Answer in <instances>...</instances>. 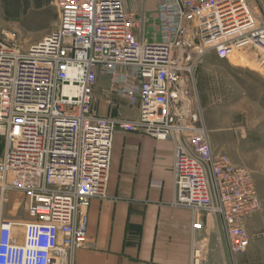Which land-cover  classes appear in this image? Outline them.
Returning <instances> with one entry per match:
<instances>
[{
	"label": "built area",
	"instance_id": "2783aa9c",
	"mask_svg": "<svg viewBox=\"0 0 264 264\" xmlns=\"http://www.w3.org/2000/svg\"><path fill=\"white\" fill-rule=\"evenodd\" d=\"M147 2L53 0L56 29L30 43L0 38V264H74L91 201L108 195L120 129L173 141L174 205L193 212L191 264L205 262L203 213L222 216L233 254L249 247L256 180L214 152L194 73L211 53L230 61L253 48L264 62V15L251 0H156L160 40H148ZM114 98L138 117L103 115L100 101L114 108ZM12 192L26 196V220L5 217Z\"/></svg>",
	"mask_w": 264,
	"mask_h": 264
},
{
	"label": "crops",
	"instance_id": "0c3cea01",
	"mask_svg": "<svg viewBox=\"0 0 264 264\" xmlns=\"http://www.w3.org/2000/svg\"><path fill=\"white\" fill-rule=\"evenodd\" d=\"M155 20L160 35L157 14ZM144 36L148 39L146 31ZM241 59L248 63L245 56ZM258 64L264 72V62ZM102 86L99 84L96 95H100ZM204 86L202 94L198 85L197 91L214 152L228 155L235 164L248 167L232 155L234 147L248 135L244 133L245 127L237 123L235 112L212 102ZM260 93L264 95V89ZM114 101V108L100 101L103 115L138 117V110L129 107L125 100L114 98ZM260 147L264 152L262 141ZM173 151L172 140H157L139 131L116 132L108 195L91 201L87 244L77 250L74 264H191L193 212L174 205ZM13 197H19L16 207L12 206ZM260 198L261 210L245 224L251 241L244 252L231 251L222 216L201 215L203 228L196 232L195 239L203 247L204 264H264V193H260ZM5 217L28 218L23 193L10 194Z\"/></svg>",
	"mask_w": 264,
	"mask_h": 264
},
{
	"label": "rangeland",
	"instance_id": "374dc122",
	"mask_svg": "<svg viewBox=\"0 0 264 264\" xmlns=\"http://www.w3.org/2000/svg\"><path fill=\"white\" fill-rule=\"evenodd\" d=\"M251 1L256 5V11L264 15V0ZM156 5V0L147 2L145 31L150 40H160L155 20ZM58 22V10L52 0H0L1 39H6L9 34L21 42H35L56 29ZM241 56L248 59L247 64ZM259 62H263L262 54L253 48L238 50L230 61L211 53L198 64L194 76L200 94L205 85L212 102L235 112L237 123L245 127L244 133L248 135L234 147L232 155L252 170L260 195L264 193V162H261L264 152L260 147L261 141L264 143V95L260 93L264 89V72ZM193 96H196L195 90ZM4 146V136L0 135V156ZM18 202L19 197H13L12 206L16 207ZM12 206L9 204L10 209Z\"/></svg>",
	"mask_w": 264,
	"mask_h": 264
},
{
	"label": "water",
	"instance_id": "95a60500",
	"mask_svg": "<svg viewBox=\"0 0 264 264\" xmlns=\"http://www.w3.org/2000/svg\"><path fill=\"white\" fill-rule=\"evenodd\" d=\"M183 86H184L183 82L178 83L177 85L178 95L175 100V109L180 118H184L187 116L186 110H187V106L189 105V100L181 92V90L183 89ZM182 101H184V104H185L184 107L180 106Z\"/></svg>",
	"mask_w": 264,
	"mask_h": 264
}]
</instances>
